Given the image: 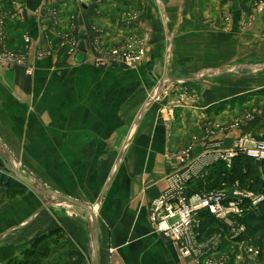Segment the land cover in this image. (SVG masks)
<instances>
[{
	"label": "rangeland",
	"instance_id": "obj_1",
	"mask_svg": "<svg viewBox=\"0 0 264 264\" xmlns=\"http://www.w3.org/2000/svg\"><path fill=\"white\" fill-rule=\"evenodd\" d=\"M126 1H131L132 5L120 7L124 2L116 0L121 10L115 16L120 15V23L132 30L129 29L125 40L121 41L102 44L96 38L91 49L95 52H92L91 62L101 69L120 67L136 71L141 65L146 66L142 74L149 81L144 85L146 96L141 110L140 103L135 107L129 140L137 137L140 128L150 130L152 135L156 120L159 126L163 121L168 138L172 136L178 123L179 110L198 106L203 90L213 88L235 93L264 86V0H248L249 4L246 5L223 3L225 0ZM105 20L104 24L111 25L112 18ZM137 29L144 32L142 36L135 31ZM2 33L1 38L4 37ZM96 44L101 49H97ZM130 50H137L141 56L134 54L130 61L124 62L123 55H131ZM12 52H0V62L4 68L13 70L27 64L26 54ZM48 57L50 54L47 51L39 52V60ZM225 59L227 61H223ZM31 72L29 68L27 73ZM191 80L196 81V85L190 83ZM138 87L140 89L141 85ZM135 93H138L136 86ZM248 98L220 102L217 107L226 110L215 108V117L232 107L229 114L235 117L231 123L208 122L213 125H207L200 135L190 133L189 142L167 156L180 163L184 171L194 166L191 155L199 142L217 148L210 151L214 158L233 149L245 138H251L245 142L249 146L255 141L264 142V133L255 136L244 131L250 124H259L254 123L258 117L264 120V99L260 104L258 101L249 102ZM236 100L239 104H246L242 115L234 111V106L238 104ZM5 104L10 108L0 107V173L6 176L13 188H0V249L8 246L9 251H15L22 244L29 245L38 230L57 226L55 232L39 236L34 247L27 251L28 255L24 251L18 253L19 264H43L49 258L52 246L67 235L68 231L63 229V219L68 218L69 214L76 216L77 208H86L92 219H98L106 200L112 198L109 194L112 181L114 183L119 174H123L126 157L131 150L118 149L117 164L102 166V179L90 185L87 182L93 179V175L85 174L83 170L80 172L79 167L82 166L70 160L77 156L78 151L61 147L62 101L54 102L57 109L52 111L48 110L49 102L37 104V108H34L38 110L36 117L15 115L18 110L14 102ZM234 129L240 130L239 136L231 139L229 148L221 147L222 138L227 135L225 133ZM110 152L116 151L101 150L102 156H110ZM204 152L205 158L209 152ZM213 159L208 157L206 160L212 163ZM205 164L202 162L198 166ZM224 167L229 169L227 164ZM176 172H179L178 169L168 176ZM195 191L196 194L212 191L231 193L242 192V189L237 174L216 173ZM208 216L217 221L214 226L208 227L204 222L200 226L198 248L194 252L202 250V255L199 256L201 259L195 261L197 264H264L258 259L256 249L230 239L235 223L244 228L243 232L245 230L236 216L229 217V222L228 219L218 220L212 215ZM203 221H206V217ZM211 244L219 245L220 250L217 253L208 250ZM1 256L0 260H3L5 256Z\"/></svg>",
	"mask_w": 264,
	"mask_h": 264
},
{
	"label": "crops",
	"instance_id": "obj_2",
	"mask_svg": "<svg viewBox=\"0 0 264 264\" xmlns=\"http://www.w3.org/2000/svg\"><path fill=\"white\" fill-rule=\"evenodd\" d=\"M119 1L124 2L120 7L132 5L131 1ZM223 3L249 4L248 0ZM119 10L116 0H0V32L4 34L3 38L0 36V52H23L27 56V64L13 70L4 68L0 62V107L10 108L5 102H14L18 110L15 115L36 117L37 104L49 102L48 110L52 111L57 109L54 102L62 101L61 147L78 151L70 160L82 166L80 172L93 175L87 182L90 185L102 179V166L117 164L118 149L131 150L123 174L112 181L109 189L112 198L106 200L98 219H92L86 208H77L76 216L69 214L63 219L67 235L52 246L43 264H197V256L182 255V245L157 235L150 221V204L166 191L167 176L183 168L167 154L184 147L190 133L200 135L207 125H213L208 122L231 123L235 117L229 114L232 107L215 117L220 102L250 97L249 102L261 104L264 86L235 93L213 88L203 90L198 106L179 110L172 136L168 138L164 122L159 126L156 120L152 135L150 130L140 128L137 137L129 140L135 107L140 103L141 110L146 96L144 85L149 81L142 75L146 66L143 64L136 71L120 67L101 69L91 62L96 38L104 44L125 40L129 33V26L120 23V15L115 16ZM107 18H112L109 26L104 24ZM135 31L139 36L144 33ZM27 39L29 44L25 45ZM96 48L101 49L97 44ZM42 51L50 54L43 61L38 59ZM80 53L84 55L82 62L77 61ZM236 102L234 111L242 115L246 104ZM258 118L254 123L259 124H250L244 131L255 136L263 134L264 120ZM239 133L240 130H228L221 147L229 148L231 139ZM203 144L199 142L191 155L197 175L192 183L210 179L216 166L206 159L205 166H198L204 162V151L217 149ZM102 149L116 152L102 156ZM57 229L54 226L38 230L29 245L22 244L15 251H9L8 246L0 249V256H5L0 264H14L19 259L18 253L34 247L42 234Z\"/></svg>",
	"mask_w": 264,
	"mask_h": 264
},
{
	"label": "built area",
	"instance_id": "obj_3",
	"mask_svg": "<svg viewBox=\"0 0 264 264\" xmlns=\"http://www.w3.org/2000/svg\"><path fill=\"white\" fill-rule=\"evenodd\" d=\"M26 41L29 42L28 39ZM129 52L131 55H123L124 62L130 61L134 54H137L138 57L141 56L137 50H130ZM98 63L100 62L98 61ZM250 139H243L233 149L220 153L215 158L209 152L207 153L208 156H205L204 162L206 163L205 159L208 157L210 159L214 158L212 163H215V165L224 163L231 169L233 159L241 154L247 155L257 162H264V142L255 141L251 146L246 145V140ZM196 177L195 165L168 176L166 179V191L151 203L150 220L156 234L177 243L179 242L182 245V251L185 256H190V254L194 253L197 256V260H199L201 259L199 256L202 255V250L197 253L194 250L198 248L200 226L203 223L204 214L212 215L218 220L240 216L245 200H251L252 204L256 206L264 202V196L244 190H242L243 193L237 191H232L231 193L212 191L204 194H190L189 187ZM243 229L235 223L230 239L237 240ZM208 250L217 253L220 247L219 245L211 244L208 246Z\"/></svg>",
	"mask_w": 264,
	"mask_h": 264
},
{
	"label": "trees",
	"instance_id": "obj_4",
	"mask_svg": "<svg viewBox=\"0 0 264 264\" xmlns=\"http://www.w3.org/2000/svg\"><path fill=\"white\" fill-rule=\"evenodd\" d=\"M224 165L223 163L217 164L211 178L207 181L211 180L216 173L219 175L237 174L242 190L264 196V162H257L247 155L241 154L233 159L231 169H226ZM203 183L205 181L192 183L189 193L194 194L196 188ZM0 188H13V185L8 182L6 176L1 173ZM241 209V215L236 216V218L244 225L245 230L236 242L245 247L256 249L258 251V259L264 263V202L254 206L252 201L247 199L244 201ZM205 217L206 221H203V224H207L208 227L216 224L217 220L209 218L208 214H204V219ZM208 218L209 220H207ZM27 251L24 252L25 255L29 254ZM19 262L21 260H16L14 264H19Z\"/></svg>",
	"mask_w": 264,
	"mask_h": 264
},
{
	"label": "water",
	"instance_id": "obj_5",
	"mask_svg": "<svg viewBox=\"0 0 264 264\" xmlns=\"http://www.w3.org/2000/svg\"><path fill=\"white\" fill-rule=\"evenodd\" d=\"M83 59H84V55H83L82 53L78 54V56H77V61H78V62H82ZM71 202H73V201H71ZM73 203L79 205V203H77V202H73Z\"/></svg>",
	"mask_w": 264,
	"mask_h": 264
}]
</instances>
